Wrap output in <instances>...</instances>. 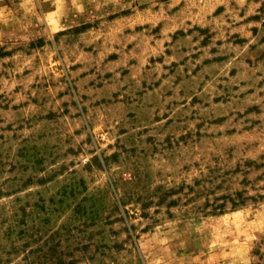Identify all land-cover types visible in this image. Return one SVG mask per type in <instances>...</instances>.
Listing matches in <instances>:
<instances>
[{"label": "rangeland", "instance_id": "374dc122", "mask_svg": "<svg viewBox=\"0 0 264 264\" xmlns=\"http://www.w3.org/2000/svg\"><path fill=\"white\" fill-rule=\"evenodd\" d=\"M0 264H264V0H0Z\"/></svg>", "mask_w": 264, "mask_h": 264}]
</instances>
